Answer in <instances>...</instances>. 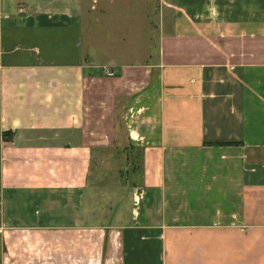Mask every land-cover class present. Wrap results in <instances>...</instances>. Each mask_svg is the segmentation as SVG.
I'll list each match as a JSON object with an SVG mask.
<instances>
[{"label":"crops","instance_id":"1","mask_svg":"<svg viewBox=\"0 0 264 264\" xmlns=\"http://www.w3.org/2000/svg\"><path fill=\"white\" fill-rule=\"evenodd\" d=\"M130 150L132 223L93 225L95 156ZM95 251L264 264V0H0V264Z\"/></svg>","mask_w":264,"mask_h":264},{"label":"rangeland","instance_id":"2","mask_svg":"<svg viewBox=\"0 0 264 264\" xmlns=\"http://www.w3.org/2000/svg\"><path fill=\"white\" fill-rule=\"evenodd\" d=\"M139 163L140 154L136 150L95 156L86 202L89 222L103 227L131 225L130 215L138 202L135 189L139 184ZM99 254L94 252L92 264L103 263Z\"/></svg>","mask_w":264,"mask_h":264},{"label":"built area","instance_id":"3","mask_svg":"<svg viewBox=\"0 0 264 264\" xmlns=\"http://www.w3.org/2000/svg\"><path fill=\"white\" fill-rule=\"evenodd\" d=\"M107 75H108L109 77H115L116 73H115L114 71L108 69V70H107Z\"/></svg>","mask_w":264,"mask_h":264},{"label":"trees","instance_id":"4","mask_svg":"<svg viewBox=\"0 0 264 264\" xmlns=\"http://www.w3.org/2000/svg\"><path fill=\"white\" fill-rule=\"evenodd\" d=\"M9 137V134L8 133H4V138H8ZM139 172H140V169H139Z\"/></svg>","mask_w":264,"mask_h":264}]
</instances>
